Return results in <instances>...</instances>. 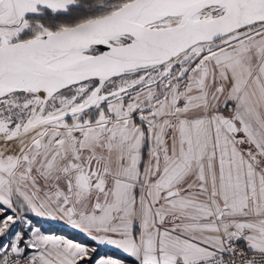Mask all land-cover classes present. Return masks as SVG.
Listing matches in <instances>:
<instances>
[{
    "label": "snow or ice",
    "instance_id": "1",
    "mask_svg": "<svg viewBox=\"0 0 264 264\" xmlns=\"http://www.w3.org/2000/svg\"><path fill=\"white\" fill-rule=\"evenodd\" d=\"M0 264H264V0H0Z\"/></svg>",
    "mask_w": 264,
    "mask_h": 264
}]
</instances>
